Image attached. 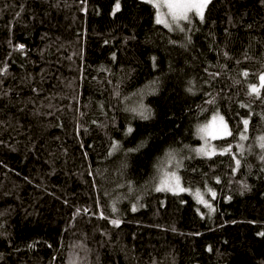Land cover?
Segmentation results:
<instances>
[{
    "label": "trees",
    "instance_id": "1",
    "mask_svg": "<svg viewBox=\"0 0 264 264\" xmlns=\"http://www.w3.org/2000/svg\"><path fill=\"white\" fill-rule=\"evenodd\" d=\"M155 13L0 0V264H264V0Z\"/></svg>",
    "mask_w": 264,
    "mask_h": 264
},
{
    "label": "rangeland",
    "instance_id": "2",
    "mask_svg": "<svg viewBox=\"0 0 264 264\" xmlns=\"http://www.w3.org/2000/svg\"><path fill=\"white\" fill-rule=\"evenodd\" d=\"M146 2V0H141ZM153 2L159 3L161 6L159 8L153 6ZM146 3L151 4L155 10V19L157 17V13L159 12L160 18L163 21L162 23H158L159 25L166 27L165 23L169 25L171 22V25H175L177 23H181L184 20H173L172 16L169 14V8L164 6V0H147ZM204 10V9H203ZM190 16H195L197 18H200L198 15H196L195 10L188 13ZM170 26H167L166 28H169ZM201 129H204V131H201ZM228 126L224 120V118L218 114H214L207 120L205 123L200 125L197 128L196 136L200 141V144L196 148V152L204 157L211 156L215 150L213 141L217 139L224 138L228 136ZM173 176V175H172Z\"/></svg>",
    "mask_w": 264,
    "mask_h": 264
},
{
    "label": "snow or ice",
    "instance_id": "3",
    "mask_svg": "<svg viewBox=\"0 0 264 264\" xmlns=\"http://www.w3.org/2000/svg\"><path fill=\"white\" fill-rule=\"evenodd\" d=\"M209 2L210 0H164V6L169 8V14L172 16L173 20H190L188 13L195 10L196 15H198L201 21H203V9L207 6ZM153 6L159 8L161 5L157 2H153ZM116 8L117 10L119 9V3H117ZM156 22H163L160 18L159 12L157 13ZM165 26H168L167 23H165ZM261 79L264 80V77H261ZM255 90L256 89L253 88V91ZM244 123L245 125H247L248 122L244 121ZM201 131H204V129H201ZM212 195L213 197H215V193H212ZM197 198L198 202L204 203L205 206L210 207L209 205H207L206 201H203L199 197V193H197ZM113 223L118 224V221H113Z\"/></svg>",
    "mask_w": 264,
    "mask_h": 264
}]
</instances>
